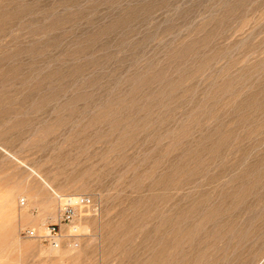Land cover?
Wrapping results in <instances>:
<instances>
[{"label":"rangeland","instance_id":"rangeland-1","mask_svg":"<svg viewBox=\"0 0 264 264\" xmlns=\"http://www.w3.org/2000/svg\"><path fill=\"white\" fill-rule=\"evenodd\" d=\"M0 264H264V0H0Z\"/></svg>","mask_w":264,"mask_h":264},{"label":"built area","instance_id":"built-area-1","mask_svg":"<svg viewBox=\"0 0 264 264\" xmlns=\"http://www.w3.org/2000/svg\"><path fill=\"white\" fill-rule=\"evenodd\" d=\"M25 199L20 198L21 205L25 204ZM91 197L88 195L78 196H58L57 197V212L55 221L46 225L44 233L38 234L35 229L28 228L24 231V234L28 237L39 238L44 243L59 247L64 242L66 235V228H71L70 237L76 236L75 223L80 216L82 209L86 208L91 203Z\"/></svg>","mask_w":264,"mask_h":264},{"label":"bare ground","instance_id":"bare-ground-1","mask_svg":"<svg viewBox=\"0 0 264 264\" xmlns=\"http://www.w3.org/2000/svg\"><path fill=\"white\" fill-rule=\"evenodd\" d=\"M33 173H35L41 180H42V182L44 183V184H46L47 186H49V184H48V182L34 169V168H32V167H28ZM45 230H46V226H45V228H44ZM45 230H44V232H45ZM43 232V233H44ZM60 247V246H59ZM59 247H53V246H50V250L52 251V252H54V253H57V252H59L60 253V248ZM65 255V251L64 252H62V255Z\"/></svg>","mask_w":264,"mask_h":264}]
</instances>
